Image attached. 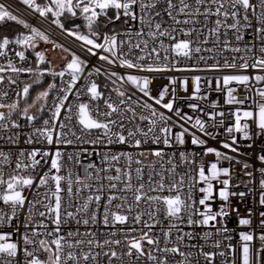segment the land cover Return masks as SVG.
Segmentation results:
<instances>
[{
	"label": "snow or ice",
	"instance_id": "6c2138e0",
	"mask_svg": "<svg viewBox=\"0 0 264 264\" xmlns=\"http://www.w3.org/2000/svg\"><path fill=\"white\" fill-rule=\"evenodd\" d=\"M10 23L0 264H264V144L259 168L229 154L264 138V0H0ZM41 42L71 58L58 69ZM253 194L261 210L239 215L230 198Z\"/></svg>",
	"mask_w": 264,
	"mask_h": 264
},
{
	"label": "built area",
	"instance_id": "2783aa9c",
	"mask_svg": "<svg viewBox=\"0 0 264 264\" xmlns=\"http://www.w3.org/2000/svg\"><path fill=\"white\" fill-rule=\"evenodd\" d=\"M32 22L35 23V21H32ZM51 38L54 41H56L57 43H61V44L65 45L66 47H69L71 49H75V50L78 51L77 43L73 42V38H70V37H67V36H61L58 30H54V31L51 32ZM50 45L52 46V44H50ZM59 50L63 51L62 49H59ZM65 54L67 55L68 59L71 58L70 56H68L67 53H65ZM92 59H93V63H95V58H92ZM62 66H63V64H62ZM172 75H180V74L179 73H172ZM166 83H167L166 79H158L157 81H155L154 84H153V94H155L156 90L159 89L162 85H164ZM189 91H191V84H190V87H189ZM180 95L183 96L185 94L181 92ZM209 99L210 100L219 99L220 103L223 105V109L222 110H224L226 113L231 108V106L223 104V97L220 94H218V93L213 92L209 96ZM180 104H181V106H183L184 102L180 101ZM184 111L185 112H189L190 114H192L191 110L188 109L187 107H184ZM226 123H227V121H226ZM219 131L221 133H223L224 130L221 128ZM227 138L228 137L226 135H220V136L217 137L216 140H208V146L216 147V148L220 149L221 151H227L226 149L220 148V143H219V141L227 139ZM248 143H250V141L241 140L240 141V154L239 155L238 154H234V153H229V154L230 155H236L237 159L242 161V162H248L250 165H252L253 169L259 168L260 167V162L256 159V156L258 154L259 147L262 144H264V138H258L257 141H256V145L254 146V148H251V149H249L247 147ZM21 146L24 147L23 144ZM187 147L190 150H195L197 152L201 151L200 149H196L195 146L191 145L190 142L187 145ZM67 151L70 153V152L74 151V149L70 146V147H68ZM94 159H96L97 163H99V158L94 157ZM215 159L216 158H215L214 155H208L207 157H204V162H205V164H207V163H209L211 161H214ZM221 164H222L223 167H228L229 166V162L228 161H222ZM231 166H232V175H233L232 183L236 184V183H241L242 181H244L246 179V177H244V174H243V165H242V163L232 162ZM249 170H252V169H249ZM255 175H256V179L258 180L259 179V173L256 172ZM216 187L219 188L220 185L217 184ZM249 187H253V185L250 184ZM255 187L257 188V192H258V184H256ZM233 190L241 191V190H245V189L243 188V185L241 183V187L239 189H233ZM197 195H199V194L197 193ZM230 202H231V205H232L233 208H238L239 209V215H247V209L249 207H251L254 210H256V213H258V211L261 210L260 207H259V204H258V196L255 195V194L250 195L246 199V201L244 203H241L238 197L230 198ZM221 203L222 202L217 199L215 201V203L213 204L214 210H218L219 205ZM236 215H237L236 213H233L232 216L229 218L228 227L230 229H237ZM257 220H258V215H255L254 216L253 227L256 228L257 232H258L259 231L258 230V225L256 223ZM233 235H234V239H233L232 243L235 244L237 242V240H238V236H235V233H233Z\"/></svg>",
	"mask_w": 264,
	"mask_h": 264
},
{
	"label": "rangeland",
	"instance_id": "374dc122",
	"mask_svg": "<svg viewBox=\"0 0 264 264\" xmlns=\"http://www.w3.org/2000/svg\"><path fill=\"white\" fill-rule=\"evenodd\" d=\"M39 47L41 50H47L48 59L52 60V62L58 66V69L66 62L64 58L67 57V55L63 51L59 49L53 51L50 44H44L43 42L40 43Z\"/></svg>",
	"mask_w": 264,
	"mask_h": 264
},
{
	"label": "trees",
	"instance_id": "16d2710c",
	"mask_svg": "<svg viewBox=\"0 0 264 264\" xmlns=\"http://www.w3.org/2000/svg\"><path fill=\"white\" fill-rule=\"evenodd\" d=\"M77 22H79V21H77ZM17 30H18V26L10 23L9 25H6V26H3L2 28H0V33L12 35Z\"/></svg>",
	"mask_w": 264,
	"mask_h": 264
}]
</instances>
